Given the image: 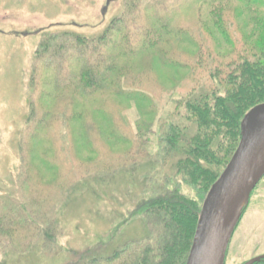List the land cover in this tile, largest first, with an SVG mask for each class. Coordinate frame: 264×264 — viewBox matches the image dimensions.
Returning <instances> with one entry per match:
<instances>
[{"label":"trees","instance_id":"1","mask_svg":"<svg viewBox=\"0 0 264 264\" xmlns=\"http://www.w3.org/2000/svg\"><path fill=\"white\" fill-rule=\"evenodd\" d=\"M172 1L155 0V5L143 7L141 0H134L130 4L133 12L113 20L98 37L62 33V39L41 46L45 62L39 63L32 78L35 96L28 101L30 116L19 143L22 175L18 181L23 194L3 202L2 249L35 242L40 245L48 237L54 239L76 201H86L88 195L95 194V188L131 170L143 176L153 164L145 156L142 139L134 142L123 113L130 102L152 104L151 99L162 98L163 88L143 79L153 75L155 59L170 70L184 64L194 72L182 80L189 91L185 95L168 93V101L178 96L186 104L199 133L181 132L175 126L167 136L168 147L193 184L206 190L217 180L211 167L219 165V156L236 146L243 117L264 104V43L247 44L250 36L264 33V0ZM199 2L205 6L198 7ZM226 2L239 3L249 15L253 31L248 38L242 37L238 13L233 10L226 14ZM192 11L193 25L179 21L184 12ZM210 22L222 42L207 33ZM171 45L178 50L168 52L166 48ZM182 45H190L198 53H181ZM212 45L219 51L224 45L231 46L233 52L219 59L212 53ZM149 55L155 59H147ZM136 69H146V73L136 77ZM153 78L173 81V77ZM215 78L226 90L224 94L215 88ZM114 103H119L115 109ZM140 110L144 116L152 114ZM63 130L70 131V136L75 134L69 141L72 148L66 147ZM102 131L109 142L128 144L131 149L119 155L109 151L100 143ZM223 132L230 137L228 147L220 137ZM74 151L98 159L89 165ZM201 160L211 165L206 168ZM38 165L54 169L56 180L47 183ZM194 204L177 192L161 190L137 209L156 228L155 239L147 237L142 241L152 240L153 245L134 244L132 250L125 247L121 252L106 254L105 249L114 240L111 236L93 249L78 252V257L74 255V261L68 264H97L99 259L104 264H182L184 248L190 250L201 213Z\"/></svg>","mask_w":264,"mask_h":264},{"label":"rangeland","instance_id":"2","mask_svg":"<svg viewBox=\"0 0 264 264\" xmlns=\"http://www.w3.org/2000/svg\"><path fill=\"white\" fill-rule=\"evenodd\" d=\"M132 1L134 0H0V210L5 199L19 198L23 194L18 181L19 176L22 175L19 143L26 130V120L30 116L28 101L33 95L35 96L32 78L39 63L45 62L46 54L41 46L60 37L62 39V33H73L88 38L98 37L113 20L126 17L133 12L130 9ZM141 1L143 7H147L150 3L155 5L153 3L155 0ZM199 6L205 5L199 2ZM224 8L226 14L233 10L238 13L240 32L243 38H248L253 27L250 25L249 15L244 13V7L239 3L226 2ZM194 16V11L184 12L179 21L193 25ZM212 25V23L207 25V33H211L213 39L222 42ZM249 39L247 44H262L264 33L250 36ZM166 49L168 52L178 50L172 45ZM210 49L219 59L233 52L232 47L227 45H224L220 51L215 45ZM179 50L188 55L198 53L190 45H182ZM149 57L152 56L149 55L147 59H150ZM157 61L154 60L157 67L152 74L162 78L173 77L174 82H168L166 79L157 81L153 75L144 76V80L163 88L162 98L151 99L152 104L130 102L123 113L134 142L142 139L146 148L145 156L151 158L153 164H150L143 176L131 170L128 175L121 174L114 181H107V185L95 188V194L88 195L86 201H76L66 212V218L64 216L62 219V225L59 226L54 239L48 237L45 241L42 240L40 245L35 242L31 246L24 245L19 248L10 246L12 250L2 249L1 245L0 264H68L74 261V255L77 256L78 252L93 249L111 236L114 240L105 249L106 254L121 252L125 247L132 250L134 249L132 245L142 243L147 237L155 239L156 228L145 216L139 214L137 209L144 201L159 195L161 190L179 193L194 202L196 208L202 211L209 191L237 151L241 134L237 137L236 146L233 145L229 152L219 156L222 158L220 164L211 167L218 176L211 187L207 185L205 190L193 184L177 165L179 158L175 159L171 148L168 147L167 136L171 132L170 129L175 126L181 132L189 131L194 135L199 133L194 117L187 112L186 104L178 96L168 101L170 96L168 93L185 95L189 91L186 85L182 84V80L190 78L194 72L188 67L187 69L184 64L177 65L179 69L170 70ZM145 70L136 69V77L143 76ZM201 72L200 69L199 74ZM219 84V80L215 78V88L218 93L224 94L226 90ZM118 104L114 103L116 106L112 105L113 108H117ZM140 109L152 111L151 116L142 115ZM61 133L66 147L72 148L69 141L74 139L75 134L70 136L68 130H63ZM101 133V145L106 146L114 154L119 155L131 149L128 144L109 142L105 137L106 133ZM220 137L224 139L225 147L231 144L228 134L223 132ZM74 152L89 165L90 162L98 159L88 153L82 152V155H79L77 151ZM49 157H53V154ZM200 163L206 168L211 165L204 160ZM37 167L46 174L47 183L56 180L57 173L54 169L49 170L40 165ZM197 226L198 223L192 244ZM148 239L143 242L144 245H153V241ZM192 244L189 251L184 248L182 264L187 263ZM96 255L98 254L91 256ZM262 255H264V178L252 192L244 209L232 237L225 264H245ZM97 262L104 264L100 259Z\"/></svg>","mask_w":264,"mask_h":264},{"label":"water","instance_id":"3","mask_svg":"<svg viewBox=\"0 0 264 264\" xmlns=\"http://www.w3.org/2000/svg\"><path fill=\"white\" fill-rule=\"evenodd\" d=\"M240 144L209 191L186 264H225L228 249L252 192L264 178V104L241 121ZM264 255L245 264H258Z\"/></svg>","mask_w":264,"mask_h":264}]
</instances>
